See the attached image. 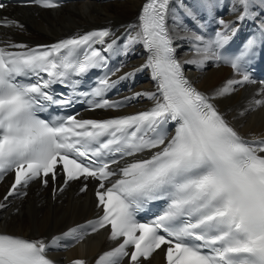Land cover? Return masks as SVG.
Wrapping results in <instances>:
<instances>
[{
    "label": "snow or ice",
    "instance_id": "obj_1",
    "mask_svg": "<svg viewBox=\"0 0 264 264\" xmlns=\"http://www.w3.org/2000/svg\"><path fill=\"white\" fill-rule=\"evenodd\" d=\"M33 2L44 8L58 6L53 0ZM171 4L146 0L135 34L130 28L123 45L127 54L142 43L148 52L145 64L122 76H116L119 68L105 73L88 101L92 110L118 109L140 96L153 101L149 110L135 114L99 120L77 115L47 120L39 115L50 106L74 103V93L57 94L53 85L75 89L80 81L73 77L107 67L105 53L117 45L116 39H108L114 36L111 29L25 51L11 50L25 45L0 46V181L14 173L4 201L26 195L20 189L31 182L40 180L47 187L49 179L55 182L62 175L54 196L72 182H80L79 193H86L93 182L101 213L48 241L0 233V264H55L47 255L50 248L66 238L80 243L103 229L117 243L96 264H123L125 258L128 264H144L158 250L164 251L166 264H264V137L242 136L215 103L238 87L257 83L247 66L264 52V0H236L231 10L238 14L232 21L218 20L222 28L214 39L205 40L188 29L192 56L183 61L176 57L175 37L167 23L169 18L178 22ZM7 6L0 0V10ZM197 6L211 12L216 4L197 0ZM180 7L185 16L196 18L191 7ZM250 19H259V35L226 54L239 25ZM0 26L23 29L6 17L0 18ZM212 63L230 66L234 76L206 94L185 76L184 67L203 69ZM145 68L151 69L155 92H138L123 101L104 98ZM33 77L35 82H26ZM260 84L239 115L264 107V81ZM144 153L150 155L143 158ZM154 201L165 202L163 212L140 222L137 213ZM6 206L0 202V208ZM72 264L87 262L76 259Z\"/></svg>",
    "mask_w": 264,
    "mask_h": 264
},
{
    "label": "bare ground",
    "instance_id": "obj_2",
    "mask_svg": "<svg viewBox=\"0 0 264 264\" xmlns=\"http://www.w3.org/2000/svg\"><path fill=\"white\" fill-rule=\"evenodd\" d=\"M144 0H72L58 9H37L35 7H12L8 6L1 11L3 17L17 21L23 25L19 27L6 26L2 28L3 36L11 42H19L27 46L37 43L55 41L64 35L78 34L89 28L108 27L116 39L117 45L111 51L121 63L117 75L133 72L146 62L142 43L135 44L124 53L123 45L127 40L130 28L135 34V25ZM216 7L211 11L201 10L197 6V0H172L170 7L175 9L178 22L173 23L169 18V29L175 37L174 46L180 60L191 58V34L188 29L196 31L204 36V27L207 21H214L221 30L219 19L232 21L238 13L231 9L236 0H214ZM183 5L189 6L195 12V19L184 15ZM171 17V14H170ZM259 23V19H256ZM245 21L239 25V31ZM203 25V27H201ZM205 38V36H204ZM205 40H208L205 38ZM190 80L202 92L209 94L227 79L233 78L234 73L226 67L205 66L197 69L194 65H186ZM131 78L137 80L138 85L131 92L135 93L155 92L148 68L136 71ZM129 80V79H127ZM129 82V81H125ZM261 84H245L237 90L215 101L221 112L225 113L232 125L245 137H264V107L250 111L246 115L239 113L247 106L249 100L260 89ZM153 101L146 96L138 97L136 105L130 110H136L147 106ZM6 183L0 184V202L7 206L0 208V230L26 236L32 239L43 238L46 241L54 236H60L77 224L96 216L99 211L95 206L92 189L88 192L79 193V182H72L63 192H57L55 196L49 182L47 187L32 183L25 188L26 195L23 197L3 200ZM107 231L103 230L92 236L85 237L74 246H54L48 250L52 256H61L66 260L79 258L86 262L96 263L97 258L105 251L111 250L116 242L111 241ZM162 251L156 252L144 264H161Z\"/></svg>",
    "mask_w": 264,
    "mask_h": 264
}]
</instances>
